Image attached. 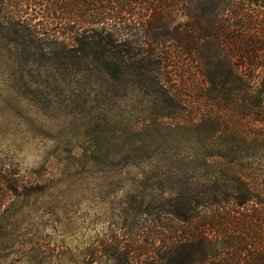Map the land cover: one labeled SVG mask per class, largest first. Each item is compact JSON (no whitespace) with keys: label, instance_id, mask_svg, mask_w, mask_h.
<instances>
[{"label":"rangeland","instance_id":"1","mask_svg":"<svg viewBox=\"0 0 264 264\" xmlns=\"http://www.w3.org/2000/svg\"><path fill=\"white\" fill-rule=\"evenodd\" d=\"M249 5L183 0L171 32L141 47L163 60L137 57L113 93L0 43V162L22 186L0 222V264H166L168 202L185 180L221 179L228 163L264 190V100L219 89L214 36L179 32Z\"/></svg>","mask_w":264,"mask_h":264},{"label":"trees","instance_id":"2","mask_svg":"<svg viewBox=\"0 0 264 264\" xmlns=\"http://www.w3.org/2000/svg\"><path fill=\"white\" fill-rule=\"evenodd\" d=\"M246 1L249 7H234L230 18L221 16L201 27L190 23L183 31L175 26L172 31L188 37L198 30L213 35L219 48L218 73L222 54L228 65L226 80L217 75L216 86L239 83L238 92L232 91L234 98L264 100V0ZM182 2L0 0V43L26 54L27 63L49 64L58 77L77 84L83 79L91 91L103 79L113 93L120 81L127 82L126 73L137 57L155 64L163 60L161 53L141 47L147 38L154 35L158 41L164 31L171 32ZM226 41L230 50L224 54ZM222 165L227 168L225 177L193 175L169 200L168 214L176 227L166 229V264H264L262 185L237 165ZM21 187L17 171L0 162L1 223L6 204Z\"/></svg>","mask_w":264,"mask_h":264}]
</instances>
